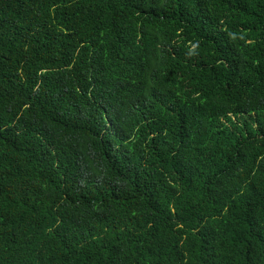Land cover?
<instances>
[{
  "label": "trees",
  "instance_id": "trees-1",
  "mask_svg": "<svg viewBox=\"0 0 264 264\" xmlns=\"http://www.w3.org/2000/svg\"><path fill=\"white\" fill-rule=\"evenodd\" d=\"M0 264H264V0H0Z\"/></svg>",
  "mask_w": 264,
  "mask_h": 264
}]
</instances>
